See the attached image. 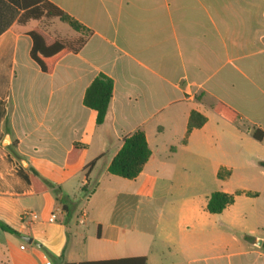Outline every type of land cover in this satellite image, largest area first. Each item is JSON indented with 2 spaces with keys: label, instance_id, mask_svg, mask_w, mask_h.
<instances>
[{
  "label": "crops",
  "instance_id": "obj_1",
  "mask_svg": "<svg viewBox=\"0 0 264 264\" xmlns=\"http://www.w3.org/2000/svg\"><path fill=\"white\" fill-rule=\"evenodd\" d=\"M46 1L89 31L22 21ZM33 31L47 45L86 40L44 72ZM101 74L114 89L99 125L84 97ZM217 103L239 119L220 117ZM192 111L207 121L184 143ZM255 129L264 132V0H0V264H264ZM137 130L149 161L133 180L111 174ZM216 191L238 195L211 214Z\"/></svg>",
  "mask_w": 264,
  "mask_h": 264
},
{
  "label": "trees",
  "instance_id": "obj_2",
  "mask_svg": "<svg viewBox=\"0 0 264 264\" xmlns=\"http://www.w3.org/2000/svg\"><path fill=\"white\" fill-rule=\"evenodd\" d=\"M42 17L47 19L58 18L62 22L67 23L77 32L89 31L72 16L47 1L24 14L22 21L29 18L41 19ZM30 35L33 39V48L31 52L32 58L38 63L44 72H50L55 62L64 54L69 51H78L86 40V35H84L75 40L59 39L53 44L47 45L39 32L33 31ZM113 89V80L108 76L101 74L91 83L85 93L84 104L97 112V123L99 125L104 123L108 114L113 97ZM213 110L220 117L230 123H235L239 119V114L236 111L222 103L215 104L213 106ZM206 121L207 119L204 115L197 111H192L184 143L187 142L189 134L194 129L201 128ZM252 135L258 141H262L264 138V132L259 129L253 130ZM82 148L83 147L78 144L74 146V150L70 155V162L76 159ZM150 157L151 150L149 148L146 135L144 131L137 130L125 138L122 148L115 156L109 167V172L122 178L133 180L140 175ZM218 175L220 179H224L231 175V171L222 170ZM249 194L250 193H247V195ZM236 195L238 194H228L221 191L213 192L208 198L207 210L211 214L222 213L227 207L234 204ZM1 228L6 231H11L9 228L2 225ZM54 259L57 262L56 264H146V258L144 257L104 261H85L80 263L62 262L61 258Z\"/></svg>",
  "mask_w": 264,
  "mask_h": 264
},
{
  "label": "rangeland",
  "instance_id": "obj_3",
  "mask_svg": "<svg viewBox=\"0 0 264 264\" xmlns=\"http://www.w3.org/2000/svg\"><path fill=\"white\" fill-rule=\"evenodd\" d=\"M57 22H59L60 26H63L68 31L73 32V29H71V27H69L68 24L60 22L59 20ZM260 161H263V162H261L262 164H260ZM236 173L238 174L239 171L236 170ZM237 179H239V178H237ZM263 180H264V144H256V189L263 186V184H264ZM240 182L248 184L250 186L255 185L254 183L252 184V182L250 180H246V181L242 180ZM258 206H260V207L264 206V197H262L260 199V201L258 202ZM117 215L118 214H116V216ZM132 219H133V222H136V220L140 219V215L137 214L136 212H133ZM103 220H104V218H103ZM94 245H96L95 241H93V239L88 238V240L85 243V248H92Z\"/></svg>",
  "mask_w": 264,
  "mask_h": 264
},
{
  "label": "built area",
  "instance_id": "obj_4",
  "mask_svg": "<svg viewBox=\"0 0 264 264\" xmlns=\"http://www.w3.org/2000/svg\"><path fill=\"white\" fill-rule=\"evenodd\" d=\"M55 219H56V216L55 215H53L51 218H50V220L53 222V221H55ZM51 262L50 261H48L47 262V264H50Z\"/></svg>",
  "mask_w": 264,
  "mask_h": 264
},
{
  "label": "water",
  "instance_id": "obj_5",
  "mask_svg": "<svg viewBox=\"0 0 264 264\" xmlns=\"http://www.w3.org/2000/svg\"><path fill=\"white\" fill-rule=\"evenodd\" d=\"M24 240L27 241V242H32V240L29 239V238H24Z\"/></svg>",
  "mask_w": 264,
  "mask_h": 264
}]
</instances>
